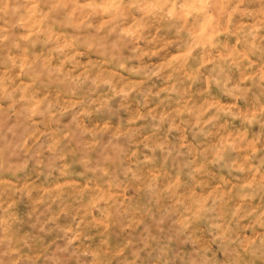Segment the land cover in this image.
<instances>
[{"label":"clouds","instance_id":"clouds-1","mask_svg":"<svg viewBox=\"0 0 264 264\" xmlns=\"http://www.w3.org/2000/svg\"><path fill=\"white\" fill-rule=\"evenodd\" d=\"M0 264H264V0H0Z\"/></svg>","mask_w":264,"mask_h":264}]
</instances>
